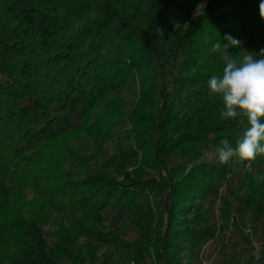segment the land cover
<instances>
[{
  "label": "trees",
  "instance_id": "1",
  "mask_svg": "<svg viewBox=\"0 0 264 264\" xmlns=\"http://www.w3.org/2000/svg\"><path fill=\"white\" fill-rule=\"evenodd\" d=\"M201 1L0 0V260L82 263L75 240L108 244L110 209L148 225L155 264H182L234 183L239 207L264 218V157L199 161L247 126L220 118L207 81L224 66L211 48L225 35L241 41L233 55L264 48L260 0H209L181 27ZM122 126L113 155L88 168L75 145L100 148Z\"/></svg>",
  "mask_w": 264,
  "mask_h": 264
},
{
  "label": "rangeland",
  "instance_id": "2",
  "mask_svg": "<svg viewBox=\"0 0 264 264\" xmlns=\"http://www.w3.org/2000/svg\"><path fill=\"white\" fill-rule=\"evenodd\" d=\"M208 1L199 2L190 16L181 21V27L186 28ZM123 97L127 105L133 100L130 93H124ZM125 129L126 127L122 126L114 131L106 142H102L100 148L85 141L77 143L75 150L88 168L96 170L115 152L114 141L117 131ZM122 143V145L126 143L123 138ZM199 161L217 162L213 150L202 151ZM244 192L242 186L239 188L237 183L224 185L220 189L219 199L213 203L208 213L210 238L201 247L197 259L185 255L181 257L182 264H251L264 258V218L260 222H255L248 211L239 207L237 199H240ZM30 198L29 194L28 199ZM103 217L104 225L110 231L108 233L112 235L105 237L108 244L89 246L83 238H77L73 253L83 258L88 257L87 260L78 264H155L152 253L146 250L144 234L141 233L142 227L148 226L147 224L143 222L138 230L137 224L131 222L130 218L122 216L120 218L114 210L110 209L103 213ZM59 222L62 225L66 224L65 219H59ZM46 230L54 233L57 228L47 227ZM54 239L53 236L48 241L52 242ZM6 263L0 260V264Z\"/></svg>",
  "mask_w": 264,
  "mask_h": 264
},
{
  "label": "clouds",
  "instance_id": "3",
  "mask_svg": "<svg viewBox=\"0 0 264 264\" xmlns=\"http://www.w3.org/2000/svg\"><path fill=\"white\" fill-rule=\"evenodd\" d=\"M259 14L264 20V0L259 2ZM223 46L217 40L211 48L219 53L223 68L219 75L207 81L209 93L222 101L220 118L234 120L246 118L247 126L237 135L234 144L222 140L214 149L217 163L223 165L237 158L251 161L264 157V48L259 53L241 51L231 54L228 49L238 48L241 41L225 35Z\"/></svg>",
  "mask_w": 264,
  "mask_h": 264
}]
</instances>
